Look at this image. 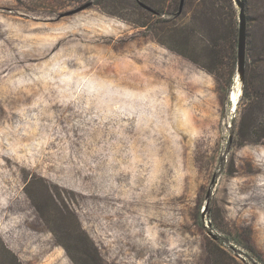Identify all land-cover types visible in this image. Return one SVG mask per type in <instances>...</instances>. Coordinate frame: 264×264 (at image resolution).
Returning <instances> with one entry per match:
<instances>
[{"label": "rangeland", "instance_id": "rangeland-1", "mask_svg": "<svg viewBox=\"0 0 264 264\" xmlns=\"http://www.w3.org/2000/svg\"><path fill=\"white\" fill-rule=\"evenodd\" d=\"M135 9L0 0V243L21 264H92L83 233L102 264H264L243 80L160 46Z\"/></svg>", "mask_w": 264, "mask_h": 264}, {"label": "trees", "instance_id": "trees-1", "mask_svg": "<svg viewBox=\"0 0 264 264\" xmlns=\"http://www.w3.org/2000/svg\"><path fill=\"white\" fill-rule=\"evenodd\" d=\"M138 18L133 22L167 50L231 84L237 73L239 12L235 0H132ZM247 22L246 63L242 107L249 113L238 135L245 141L264 139V0H239ZM141 2L148 10L139 5ZM189 13V14H188ZM189 18L183 22V17ZM82 254L102 264L83 233ZM0 264H21L0 243Z\"/></svg>", "mask_w": 264, "mask_h": 264}, {"label": "water", "instance_id": "water-1", "mask_svg": "<svg viewBox=\"0 0 264 264\" xmlns=\"http://www.w3.org/2000/svg\"><path fill=\"white\" fill-rule=\"evenodd\" d=\"M236 4L238 5L240 12H239V29H238V46H237V57H238V64H237V75L241 77L243 80V75H244V64L246 63V47H247V34H246V29H247V22L246 18L244 15V7L243 3L240 2L239 0H235ZM139 5L143 7L145 10H148L147 7H145L141 2H139ZM90 4H85L77 9H74L68 14L72 13H77L79 11L84 10L85 8H88ZM67 14V15H68ZM207 205L204 206L203 213L206 212ZM210 236L213 239H216V237L212 234Z\"/></svg>", "mask_w": 264, "mask_h": 264}]
</instances>
